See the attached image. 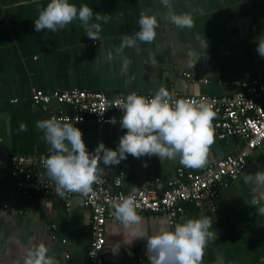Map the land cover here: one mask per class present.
<instances>
[{"label":"crops","instance_id":"obj_1","mask_svg":"<svg viewBox=\"0 0 264 264\" xmlns=\"http://www.w3.org/2000/svg\"><path fill=\"white\" fill-rule=\"evenodd\" d=\"M48 2L0 0V264H23L33 242H44L58 264L88 263L91 211L82 198L73 196L67 205L61 197L23 195L10 171L13 155H49L36 122L49 118L58 104L53 101L44 107L34 102L33 88L155 94L165 87L188 95H220L237 89L220 83L221 78L264 76V57L256 50L257 38L264 37V0H171L170 7L161 0H72L94 10L93 22L96 13L110 14L107 23L100 21L97 40L87 37L78 19L57 33L37 32L38 9ZM145 12L159 20L155 40L125 46L124 38L139 30L138 20ZM169 13H191L194 26L178 29L164 18ZM63 110L75 113L68 106ZM76 126L90 152L101 142L116 148L127 131L119 124L89 121ZM240 145L237 137L214 136L208 163L237 152ZM180 166L179 158L161 161L158 156L128 155L119 165L105 166L101 176L111 181L123 171L129 190L153 183L156 177L166 181ZM261 169L264 146L251 153L246 167L221 189L213 206L184 205L177 222L207 214L218 231L217 239L206 246L202 264H264V214L258 215L249 204L254 194L252 185L244 181V174ZM138 212L147 235L156 234L162 224L171 225L164 211ZM123 231L112 214L105 226L104 264H149L146 238L126 244Z\"/></svg>","mask_w":264,"mask_h":264},{"label":"clouds","instance_id":"obj_2","mask_svg":"<svg viewBox=\"0 0 264 264\" xmlns=\"http://www.w3.org/2000/svg\"><path fill=\"white\" fill-rule=\"evenodd\" d=\"M161 3L170 7L171 0H161ZM93 16L94 10L86 4L77 6L72 0H49L46 6L38 9L35 30L47 29L57 33L78 19L87 37L97 40L100 21L107 23L111 16L96 13V22H93ZM164 18L178 29L194 26L191 13H169ZM138 24L139 30L124 38L125 46L135 47L137 42L152 43L155 40L159 26L155 14L143 13ZM257 41L256 50L264 57V37L257 38ZM122 113L119 123L127 131L120 137L118 146L109 148L101 142L91 152L76 122L73 124L68 118L55 116L36 122V128L43 133L42 139L49 145V155L43 164L46 175L57 185V194L88 196L93 185L101 183L105 166L119 165L128 155L135 158L158 156L161 161L179 158L181 165L192 169L207 165L209 150L214 143L213 121L216 117L209 102L176 98L175 93L161 87L152 97L135 92L128 94ZM111 123L115 124L116 119L113 118ZM21 130H25L23 125ZM244 181L252 185L254 194L249 204L255 207L258 215L264 214V170L244 174ZM111 207L115 219L123 226L124 243L146 238L149 264H202L206 246L218 237L211 216L207 214L174 225L162 224L156 234L147 235L143 231V218L134 194L111 202ZM115 246L114 250H118ZM49 251L44 242H33L23 264H58Z\"/></svg>","mask_w":264,"mask_h":264},{"label":"built area","instance_id":"obj_3","mask_svg":"<svg viewBox=\"0 0 264 264\" xmlns=\"http://www.w3.org/2000/svg\"><path fill=\"white\" fill-rule=\"evenodd\" d=\"M187 76L191 74L186 73ZM196 80L195 76H192ZM208 83L207 78L202 79ZM222 84H233L236 91L228 94H198L188 95L178 91L176 98L196 99L209 102L216 112L213 121L215 137L225 139L229 136L241 140L237 152L227 154L209 162L202 169L195 171L180 166L175 175L163 181L156 177L153 183H144L132 189H125L127 175L121 171L109 181L101 176V183L94 184L88 196L79 193L57 194L56 183L47 175L43 160L45 154H16L10 162V171L16 179L17 189L23 195H50L63 198L67 205L73 196H80L83 203L91 211L92 238L88 249L87 264H104L103 251L105 248V226L107 219L112 216L111 202L118 201L130 193L134 194L139 205L138 211L167 213L171 225L177 223L178 216L184 211V205L192 202L197 206L214 205L221 193V189L230 180L237 178L246 167L251 153L264 146V76L244 79L219 80ZM137 93L146 97L154 94L132 91L108 95L102 91L74 88L71 90L56 89L45 92L33 88L31 98L44 107L51 106L56 101L58 108H51L49 118H68L69 122H96L113 124L116 119L119 124L122 117L123 102L130 93ZM13 99L12 101H16ZM64 106L75 110L66 113ZM68 256V255H67Z\"/></svg>","mask_w":264,"mask_h":264},{"label":"trees","instance_id":"obj_4","mask_svg":"<svg viewBox=\"0 0 264 264\" xmlns=\"http://www.w3.org/2000/svg\"><path fill=\"white\" fill-rule=\"evenodd\" d=\"M107 94V93H106ZM108 95H111V94H108Z\"/></svg>","mask_w":264,"mask_h":264}]
</instances>
